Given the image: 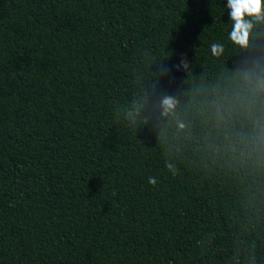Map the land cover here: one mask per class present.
Wrapping results in <instances>:
<instances>
[{"label": "trees", "instance_id": "obj_1", "mask_svg": "<svg viewBox=\"0 0 264 264\" xmlns=\"http://www.w3.org/2000/svg\"><path fill=\"white\" fill-rule=\"evenodd\" d=\"M227 4L0 0V264H264V18Z\"/></svg>", "mask_w": 264, "mask_h": 264}, {"label": "clouds", "instance_id": "obj_2", "mask_svg": "<svg viewBox=\"0 0 264 264\" xmlns=\"http://www.w3.org/2000/svg\"><path fill=\"white\" fill-rule=\"evenodd\" d=\"M261 4L262 0H228L227 7L231 9L230 17L235 23L233 24L232 31L229 33L230 39L235 43L241 46H244L248 42L249 29L251 28V24L244 19L245 14L253 15L256 17H261ZM222 51L220 45L213 44L212 52L214 55L219 54ZM165 106V111L172 106V101L170 98H166L163 101ZM168 169H172V165H167ZM177 173L173 172V175ZM149 184L155 186L157 180L155 178L150 177L148 180Z\"/></svg>", "mask_w": 264, "mask_h": 264}]
</instances>
